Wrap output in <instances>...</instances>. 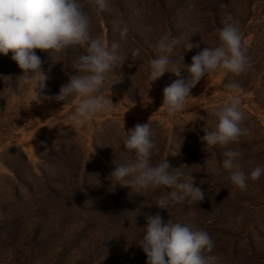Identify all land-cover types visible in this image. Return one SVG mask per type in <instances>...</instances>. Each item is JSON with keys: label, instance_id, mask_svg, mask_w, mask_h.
Listing matches in <instances>:
<instances>
[{"label": "rangeland", "instance_id": "obj_1", "mask_svg": "<svg viewBox=\"0 0 264 264\" xmlns=\"http://www.w3.org/2000/svg\"><path fill=\"white\" fill-rule=\"evenodd\" d=\"M83 3L93 37L119 43L120 55L137 48L140 55L120 66L117 60L106 74L99 94L109 95L111 111L76 127L69 117L80 97H55L77 74L73 65L83 51L70 53L67 70L63 52L36 49L48 77L36 94L20 84L22 70L11 51L0 54V264H145L137 244L146 216L157 213L164 223L172 219L207 232L215 246L203 255L215 257L211 264H264V174L240 189L223 168L230 149L243 153L246 173L264 168V0H107L104 11L94 0ZM229 15L239 21L251 67L239 75L208 73L191 89L184 110L169 116L162 92L177 77L166 71L149 85L156 42L164 33L177 37L168 67L183 68L202 48L220 44L218 30ZM186 42L199 47L186 50ZM232 82L239 93L227 87ZM233 95L241 99L248 135L227 145L204 143L217 123L213 107ZM146 122L158 148L150 163L165 158L181 181L192 176L205 193L198 204L173 202L175 187L141 189L131 177L122 181L130 185L108 179L121 163L136 159L123 147L124 131ZM161 199L166 209L156 205Z\"/></svg>", "mask_w": 264, "mask_h": 264}, {"label": "clouds", "instance_id": "obj_2", "mask_svg": "<svg viewBox=\"0 0 264 264\" xmlns=\"http://www.w3.org/2000/svg\"><path fill=\"white\" fill-rule=\"evenodd\" d=\"M94 4L100 11L108 6L107 0H94ZM90 29L91 17L85 10L83 0H0V54L7 55L11 51V59L22 70L20 84L30 86L35 94V89L45 87L48 79L41 70L43 60L36 54V49L51 50V54L61 53L70 47L83 49L73 65L77 74L70 76L68 82L60 86L59 94L55 97L59 101L80 97L74 113L69 117L76 127L91 122L98 113L111 111L113 104L109 95L105 97L99 94L104 87L106 74L117 67V60L120 66L126 58L140 55L139 48L133 50L131 56L120 55L119 43L109 45L99 36L93 37ZM127 32L125 26L120 30V36L126 37ZM218 38V46L202 48L191 57L190 65L183 64V68L169 70L170 58L180 41L170 33L159 37L155 45L157 55L150 60L147 71L149 85L166 71L177 77L162 92V104L169 116L184 110L191 89L208 73L224 69L239 75L251 67L238 20L229 15L224 26L218 30ZM193 47L199 45L188 42L184 45L186 50ZM182 69L186 72L184 76H181ZM227 87L235 93L241 91L236 82ZM213 113L217 123L214 130L206 131L201 138L204 143L227 145L248 135L249 130L242 126L246 116L239 95H233L224 104L214 106ZM56 125L49 123L47 126L53 128ZM152 135L149 122L137 123L127 132L124 131L123 147L134 151L136 159L121 163L108 179L115 180L116 184L130 185L122 181L131 177L132 182L141 189L175 187L177 191L170 193L173 202L181 203L187 199L190 203L198 204L205 193L200 187L193 186L192 176L181 181L180 173L170 171L165 158L156 164L150 163L153 151H158ZM224 155L223 168L228 170L230 182L240 189L247 188L249 178L256 181L264 174L261 167H255L250 174L246 173L241 163L243 153L239 150L230 149ZM156 205L166 209L163 199ZM238 219H242V216ZM137 245L146 256L145 264H211L215 260V257L203 255L205 251L211 252L215 246L207 232L194 231L172 219L164 223L159 213L146 216L143 235Z\"/></svg>", "mask_w": 264, "mask_h": 264}, {"label": "trees", "instance_id": "obj_3", "mask_svg": "<svg viewBox=\"0 0 264 264\" xmlns=\"http://www.w3.org/2000/svg\"><path fill=\"white\" fill-rule=\"evenodd\" d=\"M83 51V49H77L75 47H70L68 49H66L65 51H63V54L65 55V60L63 63V68L66 67V69L68 70V63H69V55L70 53L75 55L77 57L78 51ZM46 51V50H45ZM47 52V51H46ZM7 59V58H6ZM76 61V60H75ZM45 68V61L43 60V64H42V69ZM72 69V68H71ZM70 71V70H69Z\"/></svg>", "mask_w": 264, "mask_h": 264}]
</instances>
